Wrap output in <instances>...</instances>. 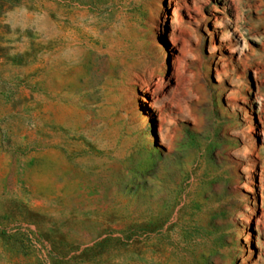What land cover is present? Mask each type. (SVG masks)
Masks as SVG:
<instances>
[{
  "label": "rangeland",
  "instance_id": "obj_1",
  "mask_svg": "<svg viewBox=\"0 0 264 264\" xmlns=\"http://www.w3.org/2000/svg\"><path fill=\"white\" fill-rule=\"evenodd\" d=\"M0 264H264V0H0Z\"/></svg>",
  "mask_w": 264,
  "mask_h": 264
}]
</instances>
